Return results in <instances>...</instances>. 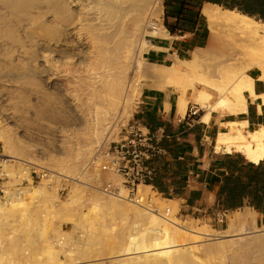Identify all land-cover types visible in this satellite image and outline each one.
Returning a JSON list of instances; mask_svg holds the SVG:
<instances>
[{
    "label": "bare ground",
    "instance_id": "1",
    "mask_svg": "<svg viewBox=\"0 0 264 264\" xmlns=\"http://www.w3.org/2000/svg\"><path fill=\"white\" fill-rule=\"evenodd\" d=\"M160 1L0 0V144L3 156L17 161L20 178L29 181L23 196L0 203V264H224L233 245L245 248L251 239L264 246V224L258 225L259 214L251 208L238 210L224 233H213L188 227L176 217V204L157 212L148 198L151 186L140 187L138 202L126 200L124 188V199L98 190L83 196L81 182H90L91 175L79 161L110 143L144 87L177 93L181 118L195 93L206 125L214 113L245 116L249 99L260 101L259 112L264 107V92L255 87L256 81L264 83V22L207 3L202 10L206 47L191 59L157 65L144 58L157 49L144 34L171 37L163 20H150ZM214 52L219 56L208 70L204 58ZM13 96L26 100L12 102ZM31 96L36 102H28ZM43 125L60 133L88 127L90 137L73 150L72 165L64 163L65 152L50 155L56 163L49 169L51 179L33 184L22 160L43 166L44 155L32 157L34 144L19 132ZM225 125L228 131L215 139L217 153L264 162V124L252 131L248 120ZM40 142L49 145L48 138ZM63 180L72 181L65 201ZM64 215L70 228L54 221ZM211 240L219 242L198 245Z\"/></svg>",
    "mask_w": 264,
    "mask_h": 264
},
{
    "label": "crops",
    "instance_id": "2",
    "mask_svg": "<svg viewBox=\"0 0 264 264\" xmlns=\"http://www.w3.org/2000/svg\"><path fill=\"white\" fill-rule=\"evenodd\" d=\"M182 1L167 0V3L172 4L167 12L169 21H175L178 15L171 10H176ZM162 22L166 28L165 16ZM175 36L171 35L170 38L151 37L149 41L157 49H150L146 53V60L157 65L171 66L175 63L176 57L184 59L185 57L181 53V44L172 39ZM255 87L256 92L261 93L257 82ZM194 99L195 93H192L187 115L185 118H181L177 108L179 101L177 93L170 89L153 90L147 88L136 107L135 120L133 121L134 126L155 137L160 146L166 150V154H156L151 161V165L156 170L155 180L161 178V184L169 188L171 195H173L174 189H181L180 195L173 196L181 201L182 208L188 212V216L209 214L214 209L219 211L216 196L219 184L216 180L218 173L224 169L218 166L217 158L221 156L211 147L218 133L227 129L225 123L248 120L249 128L257 124L253 121L249 111L245 116L222 118L214 113L210 123L206 125L201 122V115L193 118L189 114L190 108L196 105ZM251 103L258 109L259 100L255 102L251 100ZM260 114L258 110V115ZM177 161H187L189 169L180 176L172 177V167ZM236 211H232V213ZM219 212L226 214V216L230 213Z\"/></svg>",
    "mask_w": 264,
    "mask_h": 264
},
{
    "label": "rangeland",
    "instance_id": "3",
    "mask_svg": "<svg viewBox=\"0 0 264 264\" xmlns=\"http://www.w3.org/2000/svg\"><path fill=\"white\" fill-rule=\"evenodd\" d=\"M161 1L164 3L166 0H161ZM205 5L206 4H204L202 7H200L199 4H195L194 10L195 11L198 9L203 10ZM153 7H154V4H153ZM202 10H201V22L197 26L198 31H197L196 35L179 34V35H176L175 38H172L176 42L181 44V50H182L181 53H182V55H184V57H185L184 59H191L193 53L196 50H198V48H205L207 45V39H208L209 32H208V28H207V26H208L207 21L202 15ZM152 13H153L152 16H150L151 21L152 20L157 21L158 19L163 20V18L165 16L162 8H160V9H154L153 8ZM170 22H173V20H170ZM148 23H150V22H148ZM147 27L149 28V26H147ZM144 37L147 40H149L151 38L146 33L144 34ZM218 56H219V52H214L212 54L207 55L204 58L205 63H206V65H204V68H208V70H213L214 68L212 67V64L214 63L215 57H218ZM144 58L146 59V53H144ZM146 61L148 62V60H146ZM259 73L260 72L258 70H254L252 72V74L256 77L259 75ZM137 75L138 74H134V80H135V78H137ZM256 82L258 84V88L261 91V93L264 92V83L259 82V81H256ZM198 88H203V87L199 86ZM146 89H147V87H144L141 96L136 101H134L133 106H132V116L129 119H127L126 122L121 121V122L117 123V132L114 135V137L112 138V140L110 141V143L120 141L124 137H126L127 131L130 129V126L133 125V121L135 120L134 114H135L136 107L140 103L142 96L144 94V91ZM2 90H3V87H0V91H2ZM4 97H7V96L5 95ZM25 100L26 99H24V98L21 99L19 96H13V98H12V102H22L23 103V101H25ZM43 100H45V99H43ZM28 102H31V103L36 102V97L31 96L29 98ZM79 103L81 104V102H79ZM248 107H249L251 117L253 118V121L257 123L256 125H252L249 128L250 131H252V130L258 129L260 124H264V107H262V112H260L261 113L260 115H258V109L256 108V106H254L251 103L250 99L248 102ZM203 114H204V111L201 110L200 111L201 118H202ZM52 125H53V127H59V124L58 125L52 124ZM66 130H68V129H65L64 132ZM18 131H20V130L18 129ZM224 131H228V130L225 129ZM19 134L22 135L23 141H27L28 143L34 144V149H36V151L33 152V154L31 155L32 157H34L36 160H38L44 155V158H41L42 159L41 161H44L45 166L48 167L49 169L56 165V163H54V161H52V157L50 160V155L56 156V155H59L60 153H63V152L66 153L64 155H66V157H67V160L64 163H66L68 165H72L74 161L72 160V158L70 156L73 153V150L76 148L77 144L85 145L86 142L88 141L89 137H90V131L88 130V127L83 129L80 126L77 127L75 130L71 129L69 132L60 133V129L56 132V131H52V129L50 127H48V125H43L42 127L36 126V127L30 128V129H28V131H23V129H22V132H19ZM67 134H69V135L67 136ZM45 138H48V140H49L48 146L44 145V144H40L41 143L40 141L42 139H45ZM212 142H213V140H212ZM211 149L213 151H215V141L212 143ZM97 150L98 149H95L93 155L90 157V159L88 161L86 159H81L79 161L80 164L84 165V170H85L84 173L87 172L89 175H91V181L90 182H88L87 180H84L83 182H81L84 186H86L84 193H83V196L85 198L88 197L89 195H91L92 193H94L96 190L102 192V188L106 182L110 181V182H115L118 184L121 183L120 177L116 176L112 173L103 172L100 174L99 171L94 172L92 170V168L88 169L89 165H91V162L96 160V158L98 157ZM0 151L3 152L1 144H0ZM42 152H44L45 154H42ZM217 154L219 156L227 155L224 152H220ZM231 155H240L243 157V159L245 161H247L245 159V157L243 155H241L240 153H233ZM50 174H51V171H50ZM47 179H51V177L49 176V178H47ZM22 180H23V178H22ZM35 184H37V183H35ZM57 185L58 184H56L54 182L51 183L52 187H56ZM59 186L61 187V190H60L61 200L65 201L69 191L72 189V181L66 182L63 180ZM80 190H82V188H80ZM105 196H107V195H105ZM148 198H150V200H149L150 204L153 207H155L157 212H159V208H161L162 206L167 207V206H170L172 204H176L178 206V209H179V212L176 215V217L184 220L187 223L188 227H191L194 229H203V228L210 229L213 233L215 231H219L220 233H224V231L227 228L229 220L232 217H235L237 214V211L234 213H229L223 222H219V217H220L221 213L215 209L212 210L209 214L188 216V212H185L182 208L181 201L177 200L172 195L166 196L165 194H161L155 188H150V193L148 195ZM165 199H170V201H172V202H169V201L167 202V200H165ZM257 213L259 214L258 218H257L258 225L262 226L264 224V214H261L259 212H257ZM66 219H68V216L64 215L60 218L54 219V221H56L57 223H63V224H65L64 225L65 227L70 228L71 225L68 226V224L65 223V221H67ZM52 221H53V219H52ZM224 241H227L226 243H229L228 238H225ZM217 242H219V240H211V241H205L202 243H198V245L201 247L202 245L204 246V245H207L210 243H217ZM201 256L203 259H205L204 253L201 252ZM224 264H264V246L260 247L258 244L252 243L251 239H249L248 245L245 248H241L239 246L233 245L231 247V249H229V252L227 254H225Z\"/></svg>",
    "mask_w": 264,
    "mask_h": 264
},
{
    "label": "built area",
    "instance_id": "4",
    "mask_svg": "<svg viewBox=\"0 0 264 264\" xmlns=\"http://www.w3.org/2000/svg\"><path fill=\"white\" fill-rule=\"evenodd\" d=\"M160 8L164 13L165 6L162 1L155 9ZM200 110L199 106L194 105L190 108L189 114L196 118L200 116ZM97 149L98 157L91 162L88 169L92 168L94 172L99 171L100 174L109 172L121 179L119 184L106 182L102 192L107 196L124 199L122 194L124 188L127 192L126 200L136 202L140 197V187L155 180L156 170L151 165L153 157L156 154H166V150L160 146L155 137L144 133L134 125L130 126L126 137L122 140L111 142L106 147L101 146ZM22 167L24 172L30 176L33 184L50 176V170L45 165L39 166L34 162L22 160ZM17 168V161L4 157L3 152L0 151V203L21 197L26 192L25 184L29 181L20 178ZM151 188L154 187L151 186ZM226 217V214H220L219 222H223Z\"/></svg>",
    "mask_w": 264,
    "mask_h": 264
},
{
    "label": "trees",
    "instance_id": "5",
    "mask_svg": "<svg viewBox=\"0 0 264 264\" xmlns=\"http://www.w3.org/2000/svg\"><path fill=\"white\" fill-rule=\"evenodd\" d=\"M204 3L219 5L223 9L235 10L264 22V0H183L176 10H171L178 16L170 22L167 15L169 6L164 2L165 26L171 35H196L197 26L201 22V10H194L195 4L200 7ZM218 166L224 169L218 173L216 182L219 184L216 192L217 209L232 213L238 209L251 207L264 214V162L252 164L240 155L227 154L217 158ZM187 161H177L172 169V177L180 176L188 171ZM148 182L160 193L171 195L169 188L161 184V178ZM181 189L173 190V195H180ZM172 195V196H173Z\"/></svg>",
    "mask_w": 264,
    "mask_h": 264
}]
</instances>
